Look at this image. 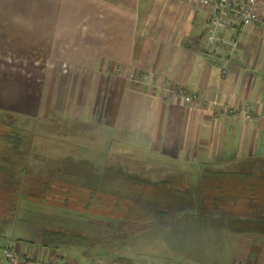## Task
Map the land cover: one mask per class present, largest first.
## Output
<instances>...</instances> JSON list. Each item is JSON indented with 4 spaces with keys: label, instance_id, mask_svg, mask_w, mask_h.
Wrapping results in <instances>:
<instances>
[{
    "label": "crops",
    "instance_id": "0c3cea01",
    "mask_svg": "<svg viewBox=\"0 0 264 264\" xmlns=\"http://www.w3.org/2000/svg\"><path fill=\"white\" fill-rule=\"evenodd\" d=\"M259 10L264 14V0ZM213 17L193 0H0V111L58 121L57 144L69 127L98 130L85 143L100 153L98 167L106 165L111 183L122 180V170L134 173L108 161L121 157L145 165L148 177L152 170L169 175L156 181L264 158V25L244 26L229 17V27L216 33L236 42L230 53L224 42L206 46ZM10 211L0 203V224L12 225L21 208ZM197 219L191 259L193 253L157 252L143 241L131 247L91 241L94 249L47 245L43 223L35 220L40 240L12 235L0 241V264H264V234ZM233 234L241 241H230ZM11 247L21 259L4 255Z\"/></svg>",
    "mask_w": 264,
    "mask_h": 264
},
{
    "label": "rangeland",
    "instance_id": "374dc122",
    "mask_svg": "<svg viewBox=\"0 0 264 264\" xmlns=\"http://www.w3.org/2000/svg\"><path fill=\"white\" fill-rule=\"evenodd\" d=\"M2 113L3 112H0V117L3 115ZM9 113L11 114L4 115V120L1 121L0 118V132H4L3 128L8 122L7 119L14 118L15 120L19 119L23 121L27 119L26 116L17 115L12 112ZM57 122L58 121L53 119H38L35 121V123H31L30 126L28 125L29 127H32L33 125V129L32 135H30L28 139L29 151L27 156L22 158V163H24L25 169L29 168L30 172L36 171L35 173L47 174L60 183L69 184L66 181H73H70L71 183L69 185H64L62 187L58 183H56V185L53 184L54 186H52L51 183L50 188H46L43 185L42 180L38 181L37 179L36 183L38 186L37 188H34L33 182L35 180L33 182L30 181L28 185H26L29 195H20V202L19 205H17L18 208H21V211L16 214V218L19 216L22 219L15 218L16 221L12 225L8 223L0 224V241L2 242L10 241L9 237L12 235H14L15 238L22 236L31 241L40 240V228L36 226L34 221L36 220L41 223H45L46 220L43 219V216L47 212H49V216L52 214L58 219L69 217L71 219V225L77 227L78 229L82 228L85 230L84 232L82 231V233H84L87 237H90L91 241H107L111 237L109 232L105 230L107 228L104 226H100L101 228H93V226L88 227V225H79L78 223L80 220H99V215L106 216V210L114 208L112 206L113 204L115 206L119 204L121 200L120 191L128 188V183H126L124 178L118 181V183H116V181H112V183L111 181H107L108 177L104 175V168L106 165L103 164L98 167V162H100L99 158H101L100 153L96 150L87 149V143L91 140L89 136L97 135L99 132L98 130H89L88 133L83 130V132L80 133V129L77 127H69L67 128L68 131L66 129V133L63 134V136L66 138L63 139L61 137V143L57 144V142H54V138L56 137L55 139H57V129L54 127L56 126L58 129L62 127L58 125ZM67 138H71L72 142L75 143L72 145L68 144ZM83 142L87 143L83 144ZM67 145L70 146L66 147ZM53 155L56 157V159H58L54 160L60 163V168H58L59 164L57 162L53 163ZM94 155L98 159L95 160ZM108 161L115 163V165L121 164L126 170H130L139 174L142 173V170H146L145 165L140 163H132L123 157H121V159L118 161ZM198 170L200 169L198 168ZM55 171H57L56 175H54ZM9 174L10 173L6 174L0 170V196L4 198L6 205H10V203L15 200L14 197H16L18 194V192L16 194V191L18 190L17 185L15 186L12 181L7 178ZM91 174H94V176H89ZM142 174L147 175V172H143ZM155 176H158V178H165L169 175L161 171L152 170L150 178L154 179L156 178ZM98 179L102 181H99ZM184 183L185 182L178 180L175 182V186L184 187ZM101 184L103 185L101 186ZM77 185H80L81 187H94L95 189L100 190L101 193L96 191V194H94L95 198L85 200L75 199L79 197V192L76 190L82 189ZM135 189L138 193V188L135 187ZM8 190L11 193L9 199L3 196L8 192ZM92 192H94V190H92ZM156 192L159 193L157 194L158 198L155 199L158 201L157 203L153 201V194L151 195L150 199H147V197L135 199L136 206L132 205L131 209L136 214H131L130 216L129 213V216L133 220L129 223L128 229L123 230L122 236L125 237V234L128 235L130 227L135 228V231L132 230V234H129L127 236L128 238L124 240L119 238L115 241H125V244H127L128 247H131L130 245L133 244V241H143L148 243V248H151L157 252L161 251L162 253H170L172 251L171 254L173 255H188L193 253L188 255V259L194 258L196 255L194 248L197 245V241H195L194 236V223L198 221L197 218L200 216L196 215L195 209L192 210L187 209V207L185 208V204L189 201L185 197L184 192L172 191L170 188H156ZM11 198H13L12 201ZM72 201L80 205H87L88 208L95 210L96 213H88L83 208H81L82 210L78 209L79 205H77L76 209L78 210H75L77 211L75 214L72 211H64L56 206L57 204L59 206H66L69 203H72ZM0 202H2L1 199ZM152 211H154L155 214L162 211L159 216L163 219L153 214ZM139 213H144V216ZM23 218L27 219V221L25 222ZM116 218L117 216L112 219V222L115 225H118L121 222L117 221ZM144 219H147V223H145L143 226ZM172 221L176 226L174 228L175 231H172L170 227L172 225H170ZM147 226H149L150 229H144L147 228ZM222 237L227 236L221 235V241H227V239ZM229 237V240L233 243L234 241H241L239 235L237 234H233V238L232 236ZM186 243H188L191 248L187 247ZM88 248L94 249L96 246L90 245ZM227 251L228 247L227 249L223 248L222 252L226 253ZM233 252L234 248H232L230 256L234 255Z\"/></svg>",
    "mask_w": 264,
    "mask_h": 264
},
{
    "label": "trees",
    "instance_id": "16d2710c",
    "mask_svg": "<svg viewBox=\"0 0 264 264\" xmlns=\"http://www.w3.org/2000/svg\"><path fill=\"white\" fill-rule=\"evenodd\" d=\"M2 114L3 115L0 117L1 121L4 120V115L11 113L3 112ZM7 120L8 122L3 128L4 132H0V170L6 174L10 173L7 178H9L15 186L17 185L18 190L16 194L17 192L18 194L14 197V201H12L13 198H11L12 202L8 205V207H11L10 212L15 214L20 208L17 206L20 202V195L28 194L26 185H28L30 181L33 182L35 180L33 182L34 188L38 186L36 183L37 180H42L46 188H50L51 183L52 186L58 183L61 187L69 184L60 183L43 173H35L36 171H31V173L29 168H24L22 158L28 154V139L29 136L32 135L33 129V125L32 127L29 126L31 123H35L36 120L32 118H27L24 121L19 119L15 120L14 118ZM118 176L124 178L126 183H128V188L120 191L121 200L119 204L116 206L113 204L112 206L114 208L106 210V216L99 215V220L89 221L87 219L80 220L78 223L79 225H88V227L93 226V228H99L100 226L106 227L107 229L105 230L109 232L111 236L107 242L111 241L109 243L113 246L117 243L125 242L115 240L119 238L124 240L128 238L127 236L129 234H132V230L135 231V228L130 227L128 235L125 234V237L122 236L123 230L128 229L129 223L133 220L130 217L131 214H136L131 209L132 205L136 206L135 199L143 197L150 199L153 194V201L157 203L158 201L155 199L158 198L157 194L159 193L156 192V188H170L172 191L184 192L185 197L189 201L185 204V208L195 209L196 215L198 216L214 218L219 225H223L227 230L242 234L249 232L264 234V158L252 156L240 160L237 164L226 167H204L195 177L179 174L171 180L156 181L142 173H131L125 170H122V173H119ZM178 180L185 182L183 184L184 187L175 186V182ZM135 187L138 188V193ZM76 191L79 192V197L75 199L85 200L95 198L94 194H96V191L92 192L85 188ZM97 192L101 193L100 190ZM0 199L2 201L0 202L1 205L5 203L2 196ZM77 205H79L78 209L83 208L88 213H96L95 210L88 208L87 205H80L74 201L66 206H59L58 204L56 206H58L59 209L72 211L75 214V212H77L75 210H78L76 209ZM161 212L162 211L155 214V212L152 211L153 214L163 219L159 216ZM48 214L49 212L44 214L43 219L46 221L42 224V240L46 241L45 244L58 246L63 243H82L84 246L87 244L86 247L89 246L91 243L90 237L82 233V231H85L82 228L78 229L72 226L69 217L58 219L56 216L52 214L49 216ZM116 216V220L121 222L118 225L112 222V219ZM142 216H144V214ZM17 218L20 217L18 216ZM172 231H175L174 227Z\"/></svg>",
    "mask_w": 264,
    "mask_h": 264
},
{
    "label": "built area",
    "instance_id": "2783aa9c",
    "mask_svg": "<svg viewBox=\"0 0 264 264\" xmlns=\"http://www.w3.org/2000/svg\"><path fill=\"white\" fill-rule=\"evenodd\" d=\"M196 3L210 9L213 13L212 27L206 38V46L210 47L216 41L227 43L230 47V53H232L236 48V42L233 40L227 41L218 33H216L217 28H227L230 25L229 17L232 21L238 22L240 25L244 26H256L264 25V14L259 10L260 0H244L242 2H236L234 0H193ZM226 70H223L225 73ZM176 90L184 97L185 100L191 101L192 96L189 90L185 86L179 85ZM248 117L251 114L247 115ZM4 255L10 261H16L20 258L21 253L18 249L11 247L4 251ZM30 257H22L23 261H27ZM21 259V258H20ZM38 264H44L42 261ZM55 264V263H47Z\"/></svg>",
    "mask_w": 264,
    "mask_h": 264
}]
</instances>
